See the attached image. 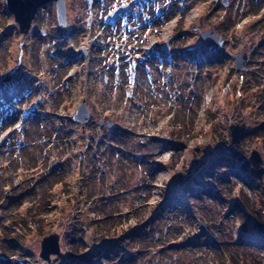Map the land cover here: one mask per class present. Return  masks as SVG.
<instances>
[{"label": "rangeland", "instance_id": "1", "mask_svg": "<svg viewBox=\"0 0 264 264\" xmlns=\"http://www.w3.org/2000/svg\"><path fill=\"white\" fill-rule=\"evenodd\" d=\"M65 1L0 0V264H264V0Z\"/></svg>", "mask_w": 264, "mask_h": 264}, {"label": "water", "instance_id": "2", "mask_svg": "<svg viewBox=\"0 0 264 264\" xmlns=\"http://www.w3.org/2000/svg\"><path fill=\"white\" fill-rule=\"evenodd\" d=\"M55 1L57 18L61 26L66 24V1L65 0H6V8L13 14L14 20L19 25V30L23 33H27L31 26V21L35 16L36 11L43 4ZM228 0H222L224 5H227ZM127 7L123 5L113 11L112 14L120 13ZM43 33V31H42ZM201 38L209 39L216 42L217 46H221L224 42L223 37L213 31L212 29H204L201 33ZM163 49L166 50L167 46L164 45ZM248 61V54L241 52L235 54V67L239 70H246V62ZM10 75H7L5 80H8ZM73 119L86 123L89 119V110L83 101L76 109L73 114ZM103 121L99 122L102 125ZM108 126H113L111 122L107 123ZM247 131V127L244 124H231L230 133L231 138L229 144H237L241 141L243 134ZM249 161L251 163V173L258 179H262L264 173V166L262 165L263 160L261 155L256 149H252L249 155ZM201 229L205 230L204 224L201 223ZM40 257L50 262L51 255H56V258H60L63 252L60 250L59 235L57 233H51L41 240V250L39 253ZM55 258V259H56Z\"/></svg>", "mask_w": 264, "mask_h": 264}, {"label": "trees", "instance_id": "3", "mask_svg": "<svg viewBox=\"0 0 264 264\" xmlns=\"http://www.w3.org/2000/svg\"><path fill=\"white\" fill-rule=\"evenodd\" d=\"M262 129H264V124L262 126ZM242 202L245 207L250 208V206L248 205L250 203L249 199L244 197ZM255 214L257 215L255 221H256V224H258V228H259V225H262L263 229H258L256 232L250 231L247 229V225H245V220H243V224H244L243 226H244V229L247 230V235L251 238V240L254 242H258L262 247H264V233H263L264 225H263V222L261 221V217L259 218L258 216V212H255Z\"/></svg>", "mask_w": 264, "mask_h": 264}, {"label": "snow or ice", "instance_id": "4", "mask_svg": "<svg viewBox=\"0 0 264 264\" xmlns=\"http://www.w3.org/2000/svg\"><path fill=\"white\" fill-rule=\"evenodd\" d=\"M16 127L18 128V127H20V125H17ZM10 131H11V129H10Z\"/></svg>", "mask_w": 264, "mask_h": 264}, {"label": "bare ground", "instance_id": "5", "mask_svg": "<svg viewBox=\"0 0 264 264\" xmlns=\"http://www.w3.org/2000/svg\"><path fill=\"white\" fill-rule=\"evenodd\" d=\"M203 231H205V230H203Z\"/></svg>", "mask_w": 264, "mask_h": 264}]
</instances>
